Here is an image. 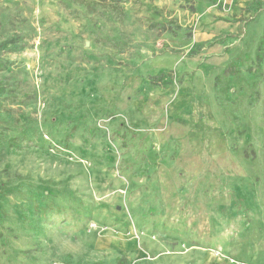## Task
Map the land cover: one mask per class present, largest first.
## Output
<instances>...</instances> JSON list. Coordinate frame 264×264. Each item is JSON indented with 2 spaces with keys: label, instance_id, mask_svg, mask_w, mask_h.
I'll use <instances>...</instances> for the list:
<instances>
[{
  "label": "rangeland",
  "instance_id": "374dc122",
  "mask_svg": "<svg viewBox=\"0 0 264 264\" xmlns=\"http://www.w3.org/2000/svg\"><path fill=\"white\" fill-rule=\"evenodd\" d=\"M263 29L264 0H0V264H264Z\"/></svg>",
  "mask_w": 264,
  "mask_h": 264
},
{
  "label": "trees",
  "instance_id": "16d2710c",
  "mask_svg": "<svg viewBox=\"0 0 264 264\" xmlns=\"http://www.w3.org/2000/svg\"><path fill=\"white\" fill-rule=\"evenodd\" d=\"M210 1H216V0H210ZM7 45L9 44H13V41H9L8 43H6ZM264 57V29L260 35L259 41L257 43L256 46V50L254 53V59L256 61L257 64H259L262 59ZM4 64L1 60H0V70L4 67ZM3 87L0 85V93L3 91ZM50 206V205H49Z\"/></svg>",
  "mask_w": 264,
  "mask_h": 264
}]
</instances>
